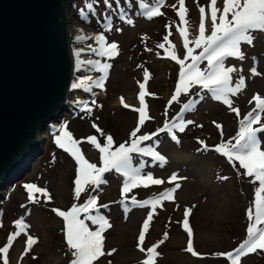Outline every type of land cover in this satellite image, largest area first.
<instances>
[{
  "label": "rangeland",
  "instance_id": "obj_1",
  "mask_svg": "<svg viewBox=\"0 0 264 264\" xmlns=\"http://www.w3.org/2000/svg\"><path fill=\"white\" fill-rule=\"evenodd\" d=\"M88 3L93 4L91 11L86 8ZM110 3L111 7L106 6L104 0L72 1L74 8L71 6L69 18L71 43L76 56L84 50L83 54L80 52L82 61L91 60L93 65L99 61L111 67L103 73L93 65L84 66L88 70L86 72L102 75L103 88L98 87L94 91L77 88L72 91L68 100L69 109L63 113L65 120L60 124H51L40 134L38 142L42 148L45 146V150L32 163V170L0 191V248L7 245L8 237L16 231L15 222L22 219L27 228L9 248L8 264H70L73 257L65 239L64 220L52 209L66 212L73 204L82 205L89 196H96L99 212L92 209V214L103 215L111 225L103 233L104 251H115L110 256L100 257L94 264H142L147 258V249L156 244H159L156 249L159 255L154 264H231L226 256L218 254L233 252L247 238L250 223L247 211L254 207L258 182L252 183L254 178L244 175L245 170L239 167L238 161L229 163L214 148L229 141L235 143L233 137L239 131V121L255 107L253 97L259 94L264 98V33H253L256 38L252 44L242 45L245 54L243 61L232 57L225 60L226 67L238 70L231 74L233 86L241 76L245 79L246 86L235 96L229 97L232 107L239 110L237 117L221 101L212 99L206 90L201 92L199 85L191 87L187 94L182 93L177 101L170 103L180 70V65L170 57L173 53L177 59L186 56L179 30L186 29L190 41L198 38L199 7H205L206 14L210 13V0H185L186 24L181 23L177 16L179 0H165L160 8L163 14L152 20L138 14L140 9L135 0H110ZM217 7L222 10L223 0H217ZM81 10L86 18H81ZM121 16L131 18L134 24L128 25L120 19ZM108 23L112 25L111 31H105ZM205 24L207 35L211 32L210 20L206 19ZM117 28L122 30L116 31ZM100 34L105 36L106 43L118 45V54L114 57H102L91 50L99 48V44L89 37ZM166 35L167 40L164 39ZM79 36L84 39L78 40ZM160 44L164 47H159ZM189 47L194 49V55L201 51L193 43ZM190 62V59L185 60V65ZM206 65L207 61H204L200 68L204 69ZM252 67H256L260 75H251ZM145 71L149 74L147 81L144 79ZM84 74H75L73 79L80 82ZM141 83L145 84L146 93V119L143 125H139L138 121ZM190 100L198 103L193 105L192 110L183 113V118L193 123L187 125L183 132L174 129L179 140L176 143L168 133L159 132V129L165 123L178 122L176 117L180 115L183 104ZM250 100L252 103H249ZM68 116H72L71 119L67 120ZM260 123L264 124V114H261ZM216 124H220L222 130L217 129ZM137 127L140 128L137 136H152L140 147L153 148L165 157L166 163L161 167L151 157L133 153V166L143 164V173H151L154 179H161L164 183H149L148 187L141 185L122 196L123 177L111 170L103 174L107 183L101 184L98 189L85 185V191L79 199H75L74 180L78 165L68 152L55 143L60 130L68 131L73 139L80 142L78 147L89 163L102 167L101 154L88 142V138L96 136L98 143L104 146L107 137L111 136L112 150L115 151L121 144L127 146L130 143V134ZM258 136L262 142L261 150H264V133ZM18 172L22 175L23 169ZM20 174L12 175L11 181ZM173 174L177 179L169 182ZM25 184H35L46 190L48 195L34 192L33 201L30 202L23 187ZM176 184L179 187L173 193V199L161 200L155 209L150 205L141 208L131 204L133 198L137 202L155 199ZM121 200L130 209L127 213ZM185 210H190L186 219L193 234V249L198 256L186 251L188 235L183 228ZM149 214L152 220L145 233L142 245L145 252L142 253L137 247L138 236ZM80 218L84 219V214ZM85 223L90 230H96L90 221L85 220ZM165 234L167 239L164 238ZM28 236L37 242L24 254ZM161 240L163 243H159ZM0 264H3L2 253ZM239 264H264V250L241 257Z\"/></svg>",
  "mask_w": 264,
  "mask_h": 264
},
{
  "label": "snow or ice",
  "instance_id": "obj_2",
  "mask_svg": "<svg viewBox=\"0 0 264 264\" xmlns=\"http://www.w3.org/2000/svg\"><path fill=\"white\" fill-rule=\"evenodd\" d=\"M138 4V8L143 16L152 20L154 17L160 16L163 13L160 8L164 5L165 0H135ZM106 6L111 7L110 0H104ZM185 0H179L180 10L177 12V16L181 23H187L186 9L184 7ZM86 8L91 11L93 4L88 3ZM218 13L220 15L218 16ZM81 18H86V14L81 10ZM128 25H133L134 22L131 18L120 17ZM206 19L211 22V32L206 35ZM112 25L108 23L105 25V31H111ZM122 29L117 28L116 31ZM253 33H264V0H223L222 10L217 7V0H210V13L206 14L205 7H199V29L198 38L194 41H190L186 35V29H180L179 35L183 37V47L186 49V56L184 59H177V56L173 53L171 59L180 65L178 74V83L175 87V94L172 95L171 101H177L181 94H187L191 87L199 85L200 91H207L211 95V98L216 101H221L232 112L239 117V110L232 107L230 96H235L241 91L245 85V79L241 76L233 86V80L231 74L238 71L235 67H226L225 60L229 57L236 60L243 61L245 54L242 51V45H251L256 38ZM94 39L99 44V48H92L91 50L98 53L102 57H114L118 54V45L116 43H106L105 36L103 34L96 35L95 37H89ZM78 40L84 39V37H77ZM165 40L168 39L166 35ZM193 43L196 49H201L199 54L194 55V49L189 47V44ZM159 47L163 48L164 45L160 44ZM151 51V49H148ZM79 55V53H77ZM190 59V63L185 65V60ZM254 59V58H253ZM207 61V65L204 69L200 68V64ZM93 65V61L87 62ZM99 72L106 73L111 67L110 64H101L96 61L93 65ZM79 67V64H78ZM250 73L253 76L260 75L256 67L250 69ZM149 74L144 72L145 81L148 80ZM92 77H87V80H80L79 83H74L73 88L85 87L87 91H91V88L86 87L88 81H91ZM95 87L103 88L104 78L94 82ZM139 102L141 107L138 109L139 125H143L146 119L145 112V84L139 85ZM200 93H197L199 95ZM255 101V107L247 113V115L239 121V131L235 137H233L235 143L231 141L227 143H221L214 148L216 153L226 157L229 163L234 161L239 162V167L244 169V175L254 178L252 183L258 182V187L255 188L254 193V207H250L247 211V218L249 225L247 227V238L233 251L226 254H218L226 256L231 264H239L241 257L247 256L250 253H256L257 250H264V150H261V139L259 133H264V124H261V114H264V98H261L259 94L253 97ZM198 103L196 100H190L184 103L180 115L176 117L178 122L165 123L159 132H166L170 135V138L179 143L174 129L179 132H183L187 125L192 124L193 121H185L183 113L193 109V105ZM249 103H252L250 100ZM125 107H128L125 105ZM260 124L259 127H253V125ZM93 127H96L93 125ZM217 129L222 130L220 124H216ZM99 131V129H97ZM140 128L137 127L131 132L130 143L126 146L121 144L115 151L112 150L113 138L107 137L104 146H101L97 141L96 136L88 138V142L99 150L100 160L103 166L97 167L96 164L89 163L78 147L79 141L73 139L72 135L64 130H60V134L56 137L55 143L62 148L65 152H68L76 161L78 165L77 175L74 180V198L79 199L81 193L85 191V185L94 186L98 189L101 184L107 183L103 178V174L111 170H114L120 176L123 177V187L121 195L128 193L130 189L144 186L148 187L149 183L152 185H161L164 183L161 179H154L151 173H143L144 165L134 167L132 163L133 153H139L142 156L151 157L153 162H157L161 167L166 163L165 157L159 152L154 151L151 147H140V144L144 141L152 139L151 135L137 136V132ZM158 135V133H157ZM203 143V142H201ZM205 148L207 146L205 145ZM235 166V165H233ZM176 175L173 174L170 181H175ZM227 179V177H224ZM28 193V200L33 201L34 192H42L45 196L48 195L46 190L40 189L35 184H25L23 186ZM179 187L176 184L174 188H171L160 194L159 197L151 200H145L143 202H137L135 198L131 200V204L138 207L151 206L155 209L157 204L161 200L173 199V193ZM120 203L124 205V211L127 213L130 209L124 200ZM97 197L89 196L86 203L82 205L73 204L69 211H60L52 209L58 216L62 217L65 224V239L68 249L71 251L73 259L70 264H94L100 257L105 255H112L114 249L109 252L104 251V236L103 233L111 225L108 220L100 214H92L91 210L95 209L98 213L99 209L96 208ZM102 207H107L103 205ZM190 210H185L183 221L184 231L187 232L188 242L186 251L191 253L192 256H198L199 254L194 251L192 243V231L189 228L188 220L186 217L189 215ZM81 214H84V219H81ZM85 220L90 221L91 225L96 226V230H90ZM152 220V215L149 214L142 226L138 236V245L140 252L144 253L145 248L142 246L145 240V233L149 229V222ZM2 226V225H0ZM16 231L8 237L7 245L0 248V253L3 254V264H8L7 254L9 248L12 246L13 241L22 232H25L27 225L24 221L17 220L15 222ZM167 239V234H165ZM37 241L28 236L26 241V248L24 254H27L31 250L32 246ZM159 243H163L161 240ZM156 244L147 249V258L142 261V264H154L156 257L159 255L157 252ZM23 259V255L21 256ZM110 264V262H109Z\"/></svg>",
  "mask_w": 264,
  "mask_h": 264
},
{
  "label": "water",
  "instance_id": "obj_3",
  "mask_svg": "<svg viewBox=\"0 0 264 264\" xmlns=\"http://www.w3.org/2000/svg\"><path fill=\"white\" fill-rule=\"evenodd\" d=\"M72 1L0 0V191L32 170L40 134L67 111Z\"/></svg>",
  "mask_w": 264,
  "mask_h": 264
},
{
  "label": "bare ground",
  "instance_id": "obj_4",
  "mask_svg": "<svg viewBox=\"0 0 264 264\" xmlns=\"http://www.w3.org/2000/svg\"><path fill=\"white\" fill-rule=\"evenodd\" d=\"M68 19H70L69 17H68ZM68 25H69V34H70V39L72 40V37H71V34H72V31H71V26H70V20L68 21ZM72 44V43H71ZM80 52H82V54L84 53V50H82V51H80ZM79 52V53H80ZM81 53L78 55V56H76V53H75V50H74V46L72 45V59H73V72H74V74H81V72L83 71V70H85L84 68V66L86 65L87 66V63H85V62H88V61H82L81 59H82V57H81V55H82ZM78 64H79V67H78ZM98 76H93L92 77V80L91 81H88L87 82V84H86V87H89V88H91V90L92 91H94V90H96L97 88L95 87V84H94V80L97 78ZM84 80H87V78L86 79H84ZM74 83H79V82H76L75 81V79H73V81H72V83H71V88H70V91H69V97L68 98H70V96H71V93H72V91H75L77 88H73L72 87V85L74 84ZM81 88H85V87H81ZM69 104H70V102H69Z\"/></svg>",
  "mask_w": 264,
  "mask_h": 264
},
{
  "label": "trees",
  "instance_id": "obj_5",
  "mask_svg": "<svg viewBox=\"0 0 264 264\" xmlns=\"http://www.w3.org/2000/svg\"><path fill=\"white\" fill-rule=\"evenodd\" d=\"M18 174H20V173H18ZM20 175H21V174H20ZM20 175H19V176H20ZM17 176H18V175H17ZM11 180H12V179H9V181H8V182H10ZM74 187H75V186H74Z\"/></svg>",
  "mask_w": 264,
  "mask_h": 264
}]
</instances>
